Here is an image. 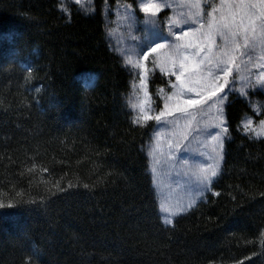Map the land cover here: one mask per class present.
Instances as JSON below:
<instances>
[{"label":"trees","instance_id":"16d2710c","mask_svg":"<svg viewBox=\"0 0 264 264\" xmlns=\"http://www.w3.org/2000/svg\"><path fill=\"white\" fill-rule=\"evenodd\" d=\"M124 4L137 11L0 0V264H264V135L244 127L264 116V88L248 76L227 92L219 172L164 224L155 123L136 117L138 74L112 34ZM165 79L150 75L151 97Z\"/></svg>","mask_w":264,"mask_h":264},{"label":"rangeland","instance_id":"374dc122","mask_svg":"<svg viewBox=\"0 0 264 264\" xmlns=\"http://www.w3.org/2000/svg\"><path fill=\"white\" fill-rule=\"evenodd\" d=\"M137 1V14L128 6L116 12L112 34L118 44L124 40V55L139 70L133 106L140 119L153 118L155 123L149 148L151 171L162 221L171 224L203 198L218 174L224 138L218 118L227 92L235 88L242 94V80L248 76L254 86L264 83V0ZM141 3H154L160 11L144 13ZM247 5L255 7L249 10ZM166 9L170 10L167 16ZM242 15L244 25L238 26ZM162 21L165 28L156 23ZM221 24L233 26L218 29ZM193 39L200 44L198 49L184 46ZM153 41L163 47L153 52ZM224 52L228 53L224 62H218ZM186 57L192 67L182 83L176 75ZM154 71L164 73L167 84L158 90L159 100L153 101L148 80ZM217 84L224 88L217 91ZM189 100L197 103H186ZM261 121L264 116L247 127L251 135L263 136L257 135Z\"/></svg>","mask_w":264,"mask_h":264},{"label":"snow or ice","instance_id":"6c2138e0","mask_svg":"<svg viewBox=\"0 0 264 264\" xmlns=\"http://www.w3.org/2000/svg\"><path fill=\"white\" fill-rule=\"evenodd\" d=\"M140 7H141V10L144 12V13H149V12H152L153 14H155L156 12H159L160 11V8H159V6L158 5H156V4H147V3H141V5H140ZM245 6H241V8L243 9ZM249 10H252V9H254V5H247L246 6ZM253 15L255 14L254 12L252 13ZM244 15H247V13H244ZM249 19H251V17H249ZM233 23H235L234 21H233ZM244 25V16L242 15L241 16V19H240V23H239V25L238 26H243ZM232 24H221V25H216V27L219 29V28H228L229 30H231V28H232ZM212 27V25H210V28ZM248 27H251V24H249L248 25ZM233 34H235V33H233ZM189 35V33L188 32H185L184 33V36L185 37H187ZM152 43H154L155 44V46L154 47H152L151 48V50L153 51V52H155L157 49H160V48H162L163 47V45L161 44V43H156L155 41H153ZM185 47H189V46H191V47H195V48H199L200 47V44L199 43H196L195 42V39H193V40H189L188 41V43L186 44V45H184ZM226 55H228V53L227 52H224V53H222L220 56H218L217 57V60H218V62H221V63H223L224 62V60H223V56H226ZM191 65L188 63V58L186 57L185 58V61L184 62H181L180 64H179V68L181 69V71L176 75V79L178 80V81H182V83H183V77H184V73L185 72H189V71H191ZM226 75H227V73H225ZM215 87H216V89H217V91H219V90H222L223 88H224V85L223 84H217V85H215ZM260 87L261 88H264V83H261L260 84ZM214 94V93H213ZM186 103H188V104H195V103H197V101H194V100H189V101H186ZM156 119H160V117L158 116V117H156ZM218 120H219V124H218V126L219 125H223V124H225V122H226V114H225V112L223 111V110H221V118H218ZM251 125V121H249L248 122V124L247 125H245V127L247 128V127H249ZM223 131L224 132H227V128H224L223 129ZM257 135H264V121H261V131L259 132V133H257ZM213 175H215V172H213L212 173Z\"/></svg>","mask_w":264,"mask_h":264}]
</instances>
